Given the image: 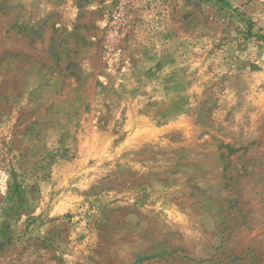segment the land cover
Listing matches in <instances>:
<instances>
[{"label":"rangeland","instance_id":"374dc122","mask_svg":"<svg viewBox=\"0 0 264 264\" xmlns=\"http://www.w3.org/2000/svg\"><path fill=\"white\" fill-rule=\"evenodd\" d=\"M0 264H264V0H0Z\"/></svg>","mask_w":264,"mask_h":264},{"label":"trees","instance_id":"16d2710c","mask_svg":"<svg viewBox=\"0 0 264 264\" xmlns=\"http://www.w3.org/2000/svg\"><path fill=\"white\" fill-rule=\"evenodd\" d=\"M143 257H144L143 259H147V258H149V257H147V256H146L147 258H146L145 256H143ZM141 259H142V257L140 258V260H141Z\"/></svg>","mask_w":264,"mask_h":264}]
</instances>
